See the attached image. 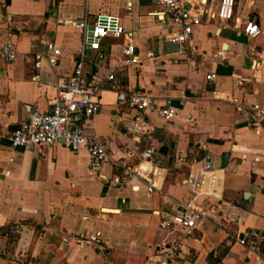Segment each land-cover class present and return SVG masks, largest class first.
Segmentation results:
<instances>
[{
	"label": "crops",
	"instance_id": "obj_1",
	"mask_svg": "<svg viewBox=\"0 0 264 264\" xmlns=\"http://www.w3.org/2000/svg\"><path fill=\"white\" fill-rule=\"evenodd\" d=\"M182 1L200 22L180 49H170L173 28L160 19L156 0H0V43L11 39L16 49L12 62H0V264H156V248L177 238L179 251L167 264H264L260 251L235 241L249 229L264 232V118L248 121L251 106L264 110V0H234L226 22L210 18L218 0ZM98 13L118 18L138 63L122 64L123 36L101 40L102 60L91 51L83 59L88 80L109 69L114 74L111 87L107 81L97 92L100 108L86 123L108 155L94 172L83 148L59 140L27 150L9 137L26 117L23 106L51 109L57 80L70 75L81 34L67 21L90 23ZM248 18L260 29L253 38L242 32ZM46 41L60 49L52 70L44 56L33 65ZM136 87L156 104L169 98L174 109L169 120L149 112L137 143L130 132L136 110L116 99L117 91ZM135 145L163 158L157 190L147 192L143 182L105 183L138 162L128 154ZM201 145L213 164L207 182L214 196L199 202L205 216L182 235L160 223L189 199L183 179ZM94 232L105 241L103 250L61 241Z\"/></svg>",
	"mask_w": 264,
	"mask_h": 264
},
{
	"label": "built area",
	"instance_id": "obj_2",
	"mask_svg": "<svg viewBox=\"0 0 264 264\" xmlns=\"http://www.w3.org/2000/svg\"><path fill=\"white\" fill-rule=\"evenodd\" d=\"M159 7L158 15L161 20L170 24L173 30L167 40L175 43L180 49L182 44L189 40L192 28L199 24V13L196 9L187 8L182 0H156ZM234 0H218L217 6L211 12L210 18L219 22H226L231 19ZM67 23L77 28L81 34V48L77 58L74 60L71 73L66 78H59L55 85V96L53 107L49 110L38 112L29 105H24L23 110L26 117L19 122L18 127L10 133L12 146H20L30 150L34 147L50 145L61 141L62 144L71 150L83 148L86 152L88 165L91 171L96 172L108 159L104 143L94 134L86 130V123L98 112L100 104L95 98L97 92L107 86V81L114 82L113 70L109 69L103 78L94 81L88 80L83 71V59L86 52L94 54V60L100 61L104 58L101 49V40L106 36L118 38L123 36V44L120 49L122 64H136L137 58L133 54V44L129 36L123 32V28L115 15L98 13L92 22L85 20H69ZM242 32L245 36L253 38L260 33V29L254 18H248L242 25ZM60 49L52 41L44 43V49L34 56L33 65H40V58L44 56L48 67L52 70L58 61ZM16 49L11 39L0 43V62L10 63L15 59ZM207 80L214 78L213 73L206 76ZM116 99L119 105H126L136 110V115L131 120L130 132L135 143L139 141L137 134L147 131L144 125L149 112H155L159 117L169 120L174 115L169 98H163L161 104H156L154 97L136 87L127 91H117ZM264 118V110L253 105L248 112V121L254 125L259 119ZM201 145L199 152L192 158L189 166V173L183 179L189 191V199L182 204V210L171 214L168 219L162 220L160 224L177 227L182 235H187L194 228L197 220L205 216V211L199 205L201 200H208L214 196V190L209 185L208 178L213 169V164ZM135 156L137 163L129 168L124 167L121 172L112 174L105 183L114 188L125 185L135 187L139 182L145 183L146 191L157 190L154 186V178L162 170L163 158L156 154L151 147L138 148L136 145L128 152ZM180 152H177L176 159L184 160ZM62 242H72L78 247L94 246L99 250L105 248V241L98 232L75 233L64 235ZM235 241L252 252L261 253V260L264 262V232L257 229H249L235 236ZM179 238L159 245L156 248V264H167L179 251Z\"/></svg>",
	"mask_w": 264,
	"mask_h": 264
},
{
	"label": "water",
	"instance_id": "obj_3",
	"mask_svg": "<svg viewBox=\"0 0 264 264\" xmlns=\"http://www.w3.org/2000/svg\"><path fill=\"white\" fill-rule=\"evenodd\" d=\"M168 48H170V49H177V45L174 43V44H170L169 46H168ZM53 107V106H52ZM18 126L17 125H14L13 126V128H12V130H14V129H16ZM209 142H211V143H215V142H218L217 140H215V139H209ZM227 157V153L226 152H224V153H222L221 155H220V158L221 159H225Z\"/></svg>",
	"mask_w": 264,
	"mask_h": 264
}]
</instances>
